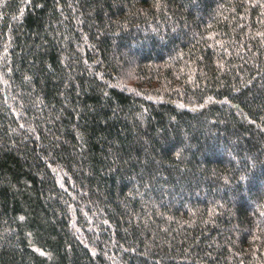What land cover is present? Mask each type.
I'll use <instances>...</instances> for the list:
<instances>
[{"label":"trees","instance_id":"16d2710c","mask_svg":"<svg viewBox=\"0 0 264 264\" xmlns=\"http://www.w3.org/2000/svg\"><path fill=\"white\" fill-rule=\"evenodd\" d=\"M0 264H264V0H0Z\"/></svg>","mask_w":264,"mask_h":264}]
</instances>
